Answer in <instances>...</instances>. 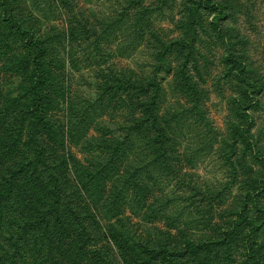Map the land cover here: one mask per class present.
Wrapping results in <instances>:
<instances>
[{
	"label": "rangeland",
	"instance_id": "374dc122",
	"mask_svg": "<svg viewBox=\"0 0 264 264\" xmlns=\"http://www.w3.org/2000/svg\"><path fill=\"white\" fill-rule=\"evenodd\" d=\"M2 1L0 10L1 4L7 5ZM16 1L8 0L10 9ZM20 1L26 3L27 11L16 9L15 14L31 16L25 18L30 22L22 39L46 41L30 44L31 50L24 46L21 49L16 39L6 48L4 43L0 45V114L21 110V104L27 101V85L23 86V79L14 69L18 59L28 57L31 62L50 64L46 70L56 81L49 90L55 99L43 100L53 116L51 126H59L64 137V155L80 160V167L88 169L100 163L97 160L104 154H97L95 145H105L108 157L109 152L114 153V144L132 139L137 117L148 115V108L155 110L159 121L163 117L172 121L167 135L170 144L174 136L181 137L177 141L180 151H171L179 155L189 145L186 138L199 132L188 125L174 126L173 122L179 111L194 104L195 97L179 92L175 84L179 83L178 72L187 70L192 77H187L189 82L200 86L201 107L209 124L217 130L219 141L224 139L214 144L210 157L196 160V166L181 168L179 164L181 178H165L159 189L151 191L152 203L143 205L140 211L135 208L137 197L132 189L118 198L114 185H107V207L116 211L118 206L111 208L115 201L125 203L119 206L117 216L109 210L105 215L104 224L113 243L111 253L120 257L122 251L114 239L131 236L137 244H148L144 255L149 254L154 264H264V192L247 209L239 198L246 191L248 178L256 179L257 187L264 189L257 179L264 166L255 165L245 155L236 157L232 152L241 151L242 145L229 148L235 145L230 130L237 122L241 127L248 124L250 115L254 126L246 136L264 150V0ZM46 5L53 7L48 10ZM78 10L82 11L80 15ZM67 28L80 32L81 38L68 39ZM86 33L90 36L84 39ZM181 40L186 41L184 46L179 44ZM75 61L78 63L73 65ZM153 79L148 95L155 94L156 100L151 106H140L138 89L142 85L147 88ZM106 83L109 89L103 86ZM61 87L68 95L60 93ZM110 94L120 101L107 102ZM251 102L252 108L247 106ZM14 126L9 120L1 123L0 135ZM74 136L79 140L77 144ZM130 148L117 151L122 175L130 172L137 159V147ZM185 156L193 159L195 151L187 149ZM110 170L113 174V168ZM174 192L185 211L179 222L171 220L172 215L178 219L174 203L166 205ZM14 199L15 203L4 202L7 215H12L15 208L22 211L20 202ZM24 214L15 216L18 222L0 221V259L8 260L7 264H43L44 259L35 254L41 252L40 248L33 245L38 239L36 218ZM19 247L26 252L23 257L15 254Z\"/></svg>",
	"mask_w": 264,
	"mask_h": 264
},
{
	"label": "trees",
	"instance_id": "16d2710c",
	"mask_svg": "<svg viewBox=\"0 0 264 264\" xmlns=\"http://www.w3.org/2000/svg\"><path fill=\"white\" fill-rule=\"evenodd\" d=\"M127 1L137 2V0ZM4 2H7V5L1 4L0 45L4 43L6 48L7 44L16 39L20 40L21 49L24 46L31 50L30 44L37 45L41 41L45 43L46 40L44 39L39 41H27L25 37L22 39L27 22H30L25 18L31 16L22 17L21 13L16 15L15 10L26 12V3L18 0L12 4V9H10L8 0ZM52 7V5H46L48 10H51ZM81 13L82 11L78 10L77 14L80 15ZM188 24L190 23L188 22ZM65 36L68 39L76 37L75 39L78 40L81 38L80 32L72 31L71 28L66 29ZM89 36L90 34L86 33L84 39ZM184 42L186 41L181 40L179 44L184 46ZM179 52L182 54L183 49H180ZM31 63L33 64L31 65ZM75 63H78V61L73 62V65ZM47 67H50L49 63L31 62L28 57L18 59L17 67L14 70L23 79V86L24 84L27 85L28 98L27 101L21 104V110L13 109L12 111L8 110V114H0V124L6 123L7 120L15 123L13 128H8L0 135V221L3 224L5 222H18L15 216H19L23 212L25 213L24 216L31 215V217L36 218L34 224L38 227V239L37 243L33 245L35 249L40 248L41 252L39 254L35 252V254L38 259H44L43 264H154L151 258L147 257L149 254L144 255L147 252L148 244L143 241H139L140 243L137 244L136 239L131 236H125L119 240L114 239L115 245L122 251L120 257H117V254L113 251L111 253L110 246L113 243L109 238L107 225L104 224L105 215L109 210L114 213V216H117L121 212L120 207H123L125 203L115 201L111 208L118 206L116 211L115 209H109L104 192L107 185L111 184L112 188L114 185L113 192H116V197L119 198L132 189L134 197H137L135 201L137 207L135 208L140 211L139 209L143 205L147 206L149 205L148 202L152 203L153 199L150 200L149 197L151 191L154 188L159 189L165 182V178L170 180L181 178L182 169L181 171L177 169L179 164H181V168L186 165L194 167L196 166V160L211 156L214 152V144L221 143L224 139L219 141L220 136L216 132L217 130L209 124L202 110L200 86L194 81L189 82L187 77H192L189 76L187 70L178 72L176 79H179V83H175L176 88L186 96L195 98L193 107L179 111L178 119L173 121L174 126L185 128V125H188L189 128L199 130L196 135L185 137L186 144L189 145L185 146V149L179 155L171 151H180L178 147L180 144L178 145L177 141L181 137L174 136L175 139L170 144L167 135L172 121H167V117H163L161 118L163 120L159 121L160 119L155 110L148 108V115L143 113L140 117H137L139 118L137 119V131L130 136L131 141L114 144V153L111 155L109 152L108 157L107 153L104 152L105 143H102L104 145L102 148L95 145L93 149L98 150L97 154L104 155L97 160L100 161L98 165L86 169L80 167V160L68 153L64 155L66 145L61 130L59 126H51L53 116L49 113L48 108L50 107L47 106V102L43 100V97L55 99L54 94L49 90L51 86L56 85V81L47 75ZM155 80L149 82L147 88L143 85L139 87L137 104L139 103L140 106L142 104L151 106L152 102L156 100L155 94L148 95ZM103 86L110 88L108 83ZM64 90V87H61L60 93L68 95V91L64 92ZM143 95L146 97H143ZM119 101L112 94L107 99V102L110 103ZM11 102L15 103L17 101L12 100ZM253 104L254 102H251L247 106L252 108ZM153 107L155 108V106ZM175 112L177 113V111ZM168 118L173 119L170 115ZM247 120L249 123L245 126L241 127L237 122L234 124V130H230V135L233 137L231 140L235 145L229 148L242 145L243 149L241 151L238 150L236 153V149L232 152L236 157L245 155L246 158L253 160L255 165L264 166V150L259 149L256 143L246 136L253 128L252 121L254 122V120L250 115ZM157 130H160L158 135ZM240 133L243 134L242 137L238 135ZM243 136L247 138L244 139ZM74 139L75 144H77L79 140L76 136H74ZM133 145L137 147V159L130 166V172L122 175L121 170L118 169V160H120L121 155L118 156L117 151L121 149L131 150L130 147ZM187 149L195 151L196 156L193 159H186L185 152ZM183 159L186 160L183 161ZM72 161L77 162L72 163ZM175 162L176 165H174ZM110 168H113V174L110 173ZM245 170L248 171L247 166ZM253 172L248 174L249 177ZM135 173L137 174L135 175ZM113 178L115 182L112 183ZM131 178L132 181H129ZM257 179L260 180V184L264 185V170ZM136 180L137 191H135ZM256 181V179L248 178L245 184L246 191L239 196L241 206L245 209H247L248 204L256 203V200L263 195L264 189L263 187L258 188ZM174 194L173 198L166 201V205L171 202L174 203L172 207L175 211L174 214L179 212L178 219H175V215H172L171 220L179 222V218L184 217L185 211L179 202L180 197L176 192ZM14 198L20 202L22 211L19 213V209L15 208L11 211L14 216L7 215L4 210L8 207L4 202L8 203L12 200L15 203ZM0 239H3V237L0 236ZM2 249L0 248V252H2ZM160 251L162 250H159V253ZM32 252L34 251L30 253ZM22 253L26 252L20 251L19 247L15 254L23 257ZM3 254L7 255L6 252ZM116 260H118V263ZM7 262L6 259H0V264H7ZM37 264H39L38 261Z\"/></svg>",
	"mask_w": 264,
	"mask_h": 264
}]
</instances>
